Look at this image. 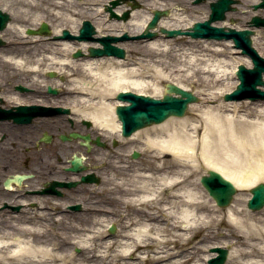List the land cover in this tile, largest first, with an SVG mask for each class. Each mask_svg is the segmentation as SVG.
<instances>
[{
	"label": "bare ground",
	"instance_id": "1",
	"mask_svg": "<svg viewBox=\"0 0 264 264\" xmlns=\"http://www.w3.org/2000/svg\"><path fill=\"white\" fill-rule=\"evenodd\" d=\"M63 1L53 0V12L56 20H61L65 14L70 26L51 27L49 22H45L51 27V37L59 35L63 28L73 35L78 31L79 21L74 23L72 15L61 12ZM97 1L83 3L90 7L85 18L90 17L96 29L95 37L105 34L121 36L123 33L138 35L150 19V14L146 16L140 9L133 10L126 21L107 19L106 14L99 10L104 1L100 5ZM257 2L252 0L249 5ZM39 3V0H0V10L11 16L10 22L0 32V38L8 45L0 52L1 61L7 66L23 69L36 83L42 81V73L53 71L64 75V84L53 79L42 83L62 88L63 93L72 99L74 113L82 120H90L96 132H105L108 138L114 136L115 141H126L129 145L137 143V151H148V158L153 160L143 167H132L124 160V154L121 153L119 160L117 157L104 160L99 153L101 150L96 149L93 162L106 165L109 171L106 177H101L100 187L92 188L91 192L100 191L103 194L104 201L98 202V206L112 204L115 209L97 206L89 213L91 228L70 222L71 230L61 232L55 238V241L68 244L70 249L80 250V253L69 252L65 256L56 243L34 242L35 237H43L44 233L42 229L30 225L31 216H24V211L15 216L7 212V219L15 221L14 225L10 224L0 231V264H207L216 255L206 250L210 247H227L225 264H264V210L260 216H252L241 208L247 198L239 196H235L232 204L224 209L218 208L191 179L196 174V168L203 167L219 172L238 189L249 190L258 181L264 182V123L258 121L264 113V102L256 104L246 100L226 103L217 100V104L210 105L201 98L200 102L188 106V112L183 117H169L161 123L136 130L126 140L119 139L120 124L113 114L118 103L114 96L119 91L160 97L164 93V86L160 85L162 82L190 91V88L175 81L174 76L178 74L193 80L197 86H206L209 89V92L203 93L208 96L206 98L219 99L231 92L237 81L224 92L210 91L215 85L228 80L223 66H213L210 62L219 57L225 58L228 53L237 54L232 41L199 40L194 47L176 53L164 47L169 45L168 42L164 45L158 38L141 39L135 44L136 48L128 44L124 47L127 53H137L133 60L111 56L74 59L71 55L76 49L85 54L88 47L98 44L25 34L26 29H36L42 21L37 17L38 10L27 17L28 12ZM129 3L119 4L114 11L120 15L128 9ZM160 5L155 2L151 7L161 9ZM178 10L162 18L156 29L185 31L207 16L206 12L202 14V19L198 16L189 21L185 19L188 10L184 6ZM254 15L259 14L256 12ZM222 26L240 29L227 24ZM15 31L19 38L12 36ZM259 33L261 35L262 31ZM183 37L186 36L177 39ZM28 38L34 44L49 45L30 63L24 58V53L13 49L14 45L27 43ZM257 38L260 39V36ZM259 45L257 52L264 54V44ZM219 60V64L222 63V59ZM243 64L250 67L247 58H243ZM2 98L7 104L22 105L25 102L10 91ZM240 103H254V113L248 111L238 115ZM70 153L71 150L65 156ZM219 157L232 159L234 163H231L243 170L225 171L215 162ZM45 166L48 168L43 173L49 171L46 176L61 178L56 165L48 163ZM10 187L2 193L0 200L16 204L19 201L12 199L16 188ZM90 188L91 185L85 184L78 190L83 192ZM108 195L113 197L112 203L108 201ZM38 200L44 205L59 204L49 197H38ZM37 214L38 220L47 218L44 213ZM101 222L106 225L102 226ZM109 223L115 224L116 229L114 233L106 234L104 229Z\"/></svg>",
	"mask_w": 264,
	"mask_h": 264
},
{
	"label": "flooded vegetation",
	"instance_id": "2",
	"mask_svg": "<svg viewBox=\"0 0 264 264\" xmlns=\"http://www.w3.org/2000/svg\"><path fill=\"white\" fill-rule=\"evenodd\" d=\"M14 77L6 73L5 80L0 78V107L5 110L0 114V197L12 186L16 188L12 199L19 202L9 204L0 200V231L14 225L15 220L7 219V212L15 216L22 211L26 212L24 216H31L30 225L42 230H71L70 222L91 228L89 213L103 200L91 190L100 187L98 176L105 177L109 171L106 165L93 162V152L100 149L104 160H113V157L119 160L121 155L113 152L122 153L130 145L126 141H114L111 136L107 138L105 132L94 130L90 120L80 119L74 113L72 99L62 88H54L55 92L51 94L46 84L28 87L29 79L24 85L20 81L13 82ZM54 80L64 84L66 77L58 75ZM8 91L25 102L22 105L7 104L2 97ZM18 106L35 109L19 111ZM119 139L125 138L119 135ZM70 150V155L65 156ZM48 163L56 165L60 179L46 176L49 171L43 173ZM85 184L91 188L80 192L78 188ZM38 197L54 198L59 204L44 205ZM37 213H44L47 218L38 220Z\"/></svg>",
	"mask_w": 264,
	"mask_h": 264
},
{
	"label": "water",
	"instance_id": "3",
	"mask_svg": "<svg viewBox=\"0 0 264 264\" xmlns=\"http://www.w3.org/2000/svg\"><path fill=\"white\" fill-rule=\"evenodd\" d=\"M121 0L111 1L110 4L112 7L119 4ZM125 1V0H122ZM201 0H196L200 2ZM234 0H217L214 3L210 4L211 14L209 19L202 23H195L193 27L188 31L181 30H167L160 28L159 32L166 34V37H174L177 35H187L192 38H208V39H232L236 48L242 49V54H247L250 56L252 63L254 65L253 69H247L244 66H239V71L236 73L240 84L237 86L236 90L231 94H225L224 100H240L248 98L250 100L264 99V91L257 88L258 85L264 86V80L262 79V73H264V59L261 58L256 51L251 47L250 35L253 34L251 30H240L225 28L223 27H213L211 22L224 20V13L230 10L231 4ZM107 6V10L110 11L111 17H116L118 19L126 20L129 17V12H123L122 16L116 15L112 11V7ZM139 7V5L134 2L131 4V10ZM264 7V0L258 5L254 6V9ZM168 15V11L154 10L152 19L149 21L146 29L138 35L137 39H153L157 36L156 32L150 31L155 28L158 20L162 16ZM9 20L8 14L0 11V30L5 27L6 22ZM250 24L254 26H264V18L255 16L251 19ZM94 27L90 24L89 21H85L83 26L79 30L78 36L71 35L68 30H63L62 36L55 37L60 39H77V40H96L92 38V34L95 33L93 30ZM29 34H49V28L47 24L43 23L39 30L34 31L29 29L27 31ZM127 35H123L121 38L114 36H104L97 41L100 42L102 48L90 47L88 49L89 56L91 57H100V56H116L118 58H124L125 51L119 47L112 45V42L126 40ZM0 40V44H1ZM81 55V52L74 54V57ZM51 76V75H50ZM165 95L160 99H154L150 96L138 95L131 92H119L116 95V100L121 102L129 103L127 105H117L115 108V113L118 120L122 124L123 134L129 135L134 130L146 127L152 123H160L164 121L169 116H178L181 117L184 115L185 109L189 103L196 102L198 100L191 92L186 91L174 84L168 83L165 86ZM49 91L51 89L49 88ZM174 94V95H172ZM137 153H133V157H137ZM208 175H203L200 178V182L204 189L208 192L210 197L214 199L216 204L220 207L227 206L233 195L236 193V189L233 183L221 174L214 170H208ZM252 197L247 202V208L252 211H257L262 208L264 205V183H259L250 189ZM114 228L110 229V232H113ZM215 252H218V256L212 259L210 264H223L226 256L227 250L214 248L212 249Z\"/></svg>",
	"mask_w": 264,
	"mask_h": 264
},
{
	"label": "rangeland",
	"instance_id": "4",
	"mask_svg": "<svg viewBox=\"0 0 264 264\" xmlns=\"http://www.w3.org/2000/svg\"><path fill=\"white\" fill-rule=\"evenodd\" d=\"M39 1H40L39 5L35 9L30 10L28 12L27 17L31 16L32 14H35L34 13L35 10H38L39 13L37 14L38 15L37 17H39L40 19H43L46 22H49L51 27L57 26V25H62L63 27H69L70 26L69 19H68V17L65 16L64 13L70 14V16L72 15V18L74 19L73 21H75L74 23H78V21L80 19L85 18V16L88 14L87 11L90 9V7L83 4L84 1L87 2V0H82L83 3H78L76 1L72 2L69 0H64L63 1V7L61 8V10H62L61 12H63L64 16L60 18L61 20H56L54 12H53L54 10L52 8L53 0H39ZM91 1H93V0H91ZM103 1L106 2V0H98L97 4L100 5ZM138 1H139V4L141 3V6H140L141 8H139V9L146 16H148L149 14L151 16L152 10L157 9V8L151 7L155 2L161 4L160 5L161 9L170 10L171 11L170 14L175 13V12H179L178 8L182 9V6H184L188 10V13L186 14L185 19L191 21L192 17H198L199 16V17H201L199 19H202V14H204L206 12H207V16L205 19H207L208 14L210 12V10H209L210 4L208 3V1H211V0L201 1L199 3H194L195 0H138ZM235 1L238 3V4H234L235 10L226 13V20L225 21H219V22L213 23L215 26H222L223 24H227L229 26H234L236 28H244L247 26V22H249V20L254 15V13L258 12V14H259L258 16L264 17V9H259L257 11L252 10V5L251 6L249 5V3L252 0H235ZM259 1L260 0H258V2ZM93 8H96V7H93ZM197 21H201V20H197ZM230 21H232L233 23L231 24ZM259 31H262L261 35H260ZM253 32L255 33L253 36V42H252L253 47H254V49H256L258 51L259 46H260L259 44H261V43L264 44V27L254 28ZM12 36L13 37L15 36L17 38L20 37V35L18 34L17 31H15ZM134 36H136V35H130V37H134ZM258 36H260V39L257 38ZM157 38L161 44L165 45L166 42H168L169 45L167 44L164 47H168L172 50V52L176 51V53H180L182 51H185L187 48L194 47V45H197L196 42H199V40H203V41H210L211 40V39L210 40L209 39H193V40H191L192 38L187 37V36L183 37V38H178V39H177V37L166 38L163 35L162 36L159 35V36H157ZM157 38H155V39H157ZM220 41H222V40H220ZM26 42L27 43H24V45H16V46L14 45L13 49L16 52L19 51L21 53H24V58H26V61L29 63L32 62L38 56L39 53L44 52L49 47L48 44H44V43L34 44V43H32L31 39H29V38L26 39ZM189 42H191V43H189ZM137 43H138V40H127L125 42H119V43H117V45L125 47L127 44L129 46H134ZM7 47H8L7 43L2 44V46H0V52L2 50L7 49ZM135 48H136V45H135ZM141 50H144V49L142 48ZM227 52H229L228 49H227ZM259 54L262 57L264 56L263 53H259ZM135 57H137V53H133V52H129V51L127 53V51H126V58H129V59L131 58L133 60V58H135ZM78 58L81 59L83 57H78ZM243 58H247V57L242 56L240 54H234V56H233L231 53H228V54H226L225 58L219 57L217 59H214L212 62H210L213 64V66L214 65L217 66L216 64L223 66V69L227 73L225 75L228 76L227 81H225L224 83H222L220 85H215V88L210 90L211 92H218V93L224 92L227 88H229V87L232 88L234 86L233 84L235 81H237V79H236V76L234 75L233 71L235 70L237 63H241V64L243 63ZM219 59H222V63H220V64L218 62V61H220ZM12 66L9 65L8 66L9 68H8L7 66L4 65V62L1 61V59H0V78H1V80H5L6 73H9V75L15 76L14 79L12 80L13 82L20 81L25 85V83H28L26 81H28V79H30V83L28 85L27 84L26 85L28 87H35V88L37 87L36 83H34V82L31 83L32 80H31L30 74L23 71V69H18L16 67L14 68V66L13 67ZM250 66H251V64H250ZM174 77H175V81L180 82L182 85H184V87L190 88L191 89L190 91H192L196 95V97H199L198 102H200L201 98H203L204 100H207L206 101L207 104L215 105V104H217V100H218V102L223 100L222 99L223 96L219 97V99L215 98L213 100L206 98L208 96H205V94L207 92H209V89H207L206 86L205 87L197 86L193 82V80L186 79L184 76H181L180 74H178L177 76L175 75ZM160 85L164 86L165 83L163 84V82H162ZM145 92L147 94L151 93L150 91H145ZM203 93H205V94H203ZM242 101H246V100H241L239 102H242ZM247 101H250V100H247ZM252 102L259 104V103L264 102V101L258 100V101H252ZM254 103H249L248 105H246L247 103L238 104L241 106L239 109L238 115L247 114L248 111H251V113L253 114L255 111L254 109L256 108V105ZM187 112H188V109L186 110L185 115L187 114ZM227 113H229V112H227ZM261 114L262 115L258 117V121L264 123V113H261ZM148 156H150L149 152L142 150V153L139 156L140 162H138L137 164H133V165L138 166V167H141V166L143 167L144 165L150 164L151 160H153V159H149ZM215 162L218 163L219 165H221V167H223V169H226L225 171H227V172H236V171L243 170L240 166L238 169L235 164H232L231 163V162H233L232 159L227 160L224 157H219L215 160ZM196 169H197L196 174L191 179L194 180L197 188L201 191L203 190L202 192H204L205 190L202 189V187L199 183V177L201 175L205 174L207 169L203 168V167H199ZM258 182H261V181H258ZM237 196L245 197L248 199L249 198L248 196H250L249 190L247 188H240V189H238V193H237L236 197ZM98 197H99V199H102L100 195H98ZM112 198H113L112 196L108 195V201L109 202L111 201V203H112ZM247 199L245 200L244 204L242 203L241 208H243L245 211H247L249 214H251L254 217L260 216V214L264 210V207L259 211L251 212L245 207ZM210 205H211V203H210ZM112 207H113V209H115V206H112V204L104 207V209L105 208H112ZM104 224H106V223L101 222L102 226ZM101 228H103V227H101ZM223 228L224 227H222V229ZM61 232L63 233V231H60L59 234ZM42 233H44L43 237H35L34 242H47V243L50 242L53 244L56 243L59 251L62 252L65 256H67L69 254V252H74L76 254L80 253V250L78 252H76L75 249H70L68 244H64V243L60 242L59 240L55 241V238L51 236L52 235L51 232L43 231ZM220 240H222V239H220ZM224 249H227V247H225ZM206 250L208 252H211V247L206 249ZM211 253H213V252H211ZM129 260H132V259L129 258Z\"/></svg>",
	"mask_w": 264,
	"mask_h": 264
}]
</instances>
